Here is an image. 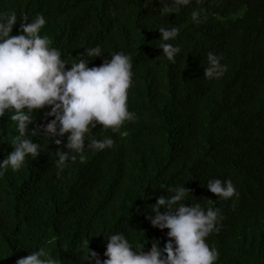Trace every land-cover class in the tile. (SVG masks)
<instances>
[{"label":"trees","instance_id":"obj_1","mask_svg":"<svg viewBox=\"0 0 264 264\" xmlns=\"http://www.w3.org/2000/svg\"><path fill=\"white\" fill-rule=\"evenodd\" d=\"M162 2L0 0V13L17 14L13 35L23 15L42 12L48 23L40 34L69 62L96 45L104 54L90 58L89 67L115 52L130 55L128 108L137 115L120 132L97 123L92 136L112 137L114 146L86 149L83 160L59 172L55 151L63 145L33 137L43 145L39 157L0 178V264H16L42 245L61 264H95L88 249L106 259L104 233L124 232L145 251L153 240L164 247L168 229L154 227L147 215L157 197L171 194L161 188L167 185H185L189 206L221 210L206 238L219 250L214 264H264V0H192L178 14H161ZM193 9L207 19L195 24ZM172 25L179 32L170 42L182 49L175 63L157 47L159 27ZM209 51L228 65L219 79L203 76ZM49 111L35 112L30 129L54 119ZM0 128L3 161L18 132L8 116ZM60 139L66 143L67 135ZM213 178L231 179L239 195L218 199L206 187Z\"/></svg>","mask_w":264,"mask_h":264},{"label":"clouds","instance_id":"obj_2","mask_svg":"<svg viewBox=\"0 0 264 264\" xmlns=\"http://www.w3.org/2000/svg\"><path fill=\"white\" fill-rule=\"evenodd\" d=\"M191 3L192 0H163L160 12L178 14ZM191 18L195 24L207 19L199 9L192 10ZM19 21L21 31L13 35L18 22L16 12L0 13V118L10 117L18 132L11 142L14 150L0 161V178L9 167L16 171L29 157H39L43 145L35 142L34 136L43 141L51 138L57 145H63L55 151V166L59 172L78 157L83 160L86 149L102 151L114 146L112 137L96 139L92 136L97 123L102 124L104 130L120 132L126 122L137 119L136 113L128 108L129 90L134 83L130 55L115 52L110 60L89 67L90 58L104 54L102 46L96 45L87 47L86 54L80 55L78 61L69 62L61 57L58 48L51 46L48 35L40 34L48 23L42 12L31 18L23 15ZM158 30L161 37L157 47L163 50L161 56L175 63L182 49L170 41L177 38L179 27L161 26ZM221 61L222 56L209 51L203 76L209 80L224 76L228 65ZM69 63L70 68L66 67ZM45 107H50L47 115L54 119L30 129L36 120L34 113ZM0 132L4 130L0 128ZM65 135L66 143L60 139ZM206 187L218 199L239 195L231 179H209ZM161 188L168 189L171 194L157 197V202L150 205L151 213L147 218L154 227L168 229L169 239L165 246L153 240L150 250L145 251V246L134 245L124 232L104 233L107 258L102 260L89 247L90 260L95 264H214L218 260L219 250L210 246L206 238L217 230L221 210L205 208L200 202L189 206L185 201L190 190L185 185ZM16 264H61V260L50 255L42 245L18 258Z\"/></svg>","mask_w":264,"mask_h":264}]
</instances>
